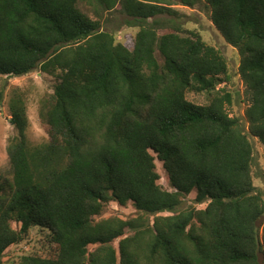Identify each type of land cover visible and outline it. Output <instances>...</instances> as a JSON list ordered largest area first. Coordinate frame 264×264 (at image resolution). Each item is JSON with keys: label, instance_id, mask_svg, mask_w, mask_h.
Here are the masks:
<instances>
[{"label": "trees", "instance_id": "1", "mask_svg": "<svg viewBox=\"0 0 264 264\" xmlns=\"http://www.w3.org/2000/svg\"><path fill=\"white\" fill-rule=\"evenodd\" d=\"M173 5L203 6L237 51L247 131L218 87L230 82L225 57L184 31ZM104 18L135 28L132 44ZM34 71L54 81L38 107L47 139L28 138L29 93L15 92L0 264L33 231L38 250L12 264H264L251 142L264 147V0H0V77ZM190 194L195 206L178 212ZM109 203L138 215L101 218Z\"/></svg>", "mask_w": 264, "mask_h": 264}, {"label": "rangeland", "instance_id": "2", "mask_svg": "<svg viewBox=\"0 0 264 264\" xmlns=\"http://www.w3.org/2000/svg\"><path fill=\"white\" fill-rule=\"evenodd\" d=\"M171 9L178 13V19L184 31H197L207 45L214 47L225 57L228 65L230 82L218 87H226V89L232 94V104L228 109V114L230 117L238 118L241 121L244 130L247 131L249 124L245 112L249 104V98L238 74L240 57L237 51L226 44L212 25L210 14L203 6L188 8L182 5H173L171 6ZM119 19L113 18V20L106 21V18H104L101 23V29L113 32L117 42L130 45L132 44L134 35L137 31L135 28H128L126 26L119 28L121 23ZM53 85L54 81L52 78L42 75L38 71H34L20 78L0 77V93L2 94V99L0 101V176H5L9 170V162L6 152L7 140L9 137L16 134V131L9 125L8 106L13 94L17 91H28L27 116L29 127L26 134L33 143L38 144L47 139L46 130L38 119L39 101L42 97L52 92ZM187 99L197 105H203L208 102L207 97L204 94L190 93L187 95ZM251 142L253 145L254 158L252 168L253 186L255 187L256 192L261 194L264 201V147L257 142V140L251 139ZM156 171L159 175L158 184L164 189L170 191L167 186L165 172L158 162H156ZM193 199L194 195L190 194L179 207L178 212L184 210L190 205H194ZM196 207L201 209L204 208L205 205H196ZM170 214L171 213H164L162 215L167 216ZM137 215L138 213L131 204L122 208L115 203H109L105 207L101 218L117 216L121 219H128L136 217ZM262 223H264V218L262 219ZM37 234L36 231H33L28 242L25 241L18 246H12L9 248L6 256L2 260V264H12L17 262L22 252L28 253L37 251L39 247ZM114 245L116 246L117 242H115Z\"/></svg>", "mask_w": 264, "mask_h": 264}]
</instances>
